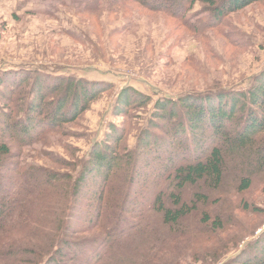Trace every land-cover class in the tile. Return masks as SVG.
Listing matches in <instances>:
<instances>
[{"label":"rangeland","instance_id":"374dc122","mask_svg":"<svg viewBox=\"0 0 264 264\" xmlns=\"http://www.w3.org/2000/svg\"><path fill=\"white\" fill-rule=\"evenodd\" d=\"M263 75L264 0L228 15L211 29L209 15L199 3L180 21L126 0H0V77H7L8 86L24 83L20 97L29 101L33 78L45 87L59 79H75L106 89L77 121L43 134L32 146L17 148L9 142L16 173H52L62 180L54 184L59 191L64 190L67 177L71 184L79 178L90 151L104 141L111 126L123 131L120 151L124 146L123 152H132L141 130L148 126L155 102L246 92ZM123 91L149 98L151 105L131 109L123 117L117 108ZM9 106L11 103L0 98V111ZM227 174L218 192L201 187L184 190L182 199L187 204L198 192L210 199L184 222L186 233L185 224L177 229L146 226L151 239L139 237L142 244L138 250L147 254L141 262L224 264L260 238L264 232V176L239 193L235 181L239 173L231 170ZM69 195L65 199L55 196L64 206L61 217L68 228L66 238L89 244L94 264H123L125 259V264H134L127 257L134 249L129 239L134 231L124 221L118 239L107 245L116 246L114 252L95 245L108 240L101 236L103 229L84 227L79 234L70 235L78 233L84 219L96 210L88 207L90 200L80 204ZM57 199L52 205L58 208ZM52 205L43 206L48 211L41 214L38 210L33 223L28 221L5 241L31 248L43 245L52 231ZM245 206L261 213L254 215ZM203 214L212 220L219 217L225 229L212 233L210 224L201 223ZM33 224L42 232L33 230ZM123 235L126 239H121Z\"/></svg>","mask_w":264,"mask_h":264},{"label":"trees","instance_id":"16d2710c","mask_svg":"<svg viewBox=\"0 0 264 264\" xmlns=\"http://www.w3.org/2000/svg\"><path fill=\"white\" fill-rule=\"evenodd\" d=\"M128 1L180 21L196 4H202L209 15L211 29L222 24L228 15L260 0ZM33 80L28 101L20 97L24 83L8 86L7 77H0V98L12 105L0 111V264H94L89 244L66 238L68 228L65 218L61 217L64 206L62 208L59 199H65L69 193V199L80 204L90 200L88 207L96 210L95 215L84 219L85 224L78 233L70 235L79 234L84 227L103 229L101 236L108 240L95 245L104 248V252L107 249L114 252L116 246L107 245L113 238L118 239L119 226L124 221L126 227L129 225V230L134 231V236L129 238L134 249L127 257L134 264H145L141 260L144 261L146 251L138 250V246L142 244L140 236L151 239L146 226L180 228L198 211V206L209 204V196L202 192L193 195L187 204L182 199L186 188L201 187L218 192L227 173L236 170L239 173L235 180L237 191L244 193L255 178L264 176V75L255 79L246 92L155 102L148 126L141 130L132 152H123L124 146L120 151L123 131L111 126L104 141L90 151L79 178L71 184V178L67 177L63 191L54 188V184L62 180L52 173L43 170L16 173L9 142L17 148L32 146L43 134L77 121L106 89L85 80L59 79L46 87L41 80ZM150 105L149 98L123 91L117 108L124 117L131 109L143 110ZM56 199L60 203L58 208L57 204L52 205ZM49 205L55 208L50 212L55 216L50 225L52 231L43 245L31 248L20 242L13 245L5 241L28 221L33 223L32 216L38 210L41 214L48 211L44 207ZM245 209L254 215L261 213L246 206ZM148 222L150 224H146ZM201 223L208 227L210 224L212 233L225 229L219 217L212 220L203 214ZM31 228L42 232L35 224ZM183 228L186 233V224ZM121 239L126 237L123 235ZM137 241L139 243H135ZM125 263L127 259L123 260ZM224 264H264V232L247 251Z\"/></svg>","mask_w":264,"mask_h":264},{"label":"bare ground","instance_id":"6f19581e","mask_svg":"<svg viewBox=\"0 0 264 264\" xmlns=\"http://www.w3.org/2000/svg\"><path fill=\"white\" fill-rule=\"evenodd\" d=\"M104 148H105V146H104Z\"/></svg>","mask_w":264,"mask_h":264}]
</instances>
